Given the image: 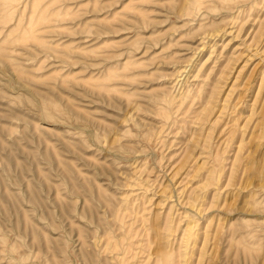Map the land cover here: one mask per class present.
<instances>
[{"label": "rangeland", "instance_id": "rangeland-1", "mask_svg": "<svg viewBox=\"0 0 264 264\" xmlns=\"http://www.w3.org/2000/svg\"><path fill=\"white\" fill-rule=\"evenodd\" d=\"M0 264H264V0H0Z\"/></svg>", "mask_w": 264, "mask_h": 264}]
</instances>
